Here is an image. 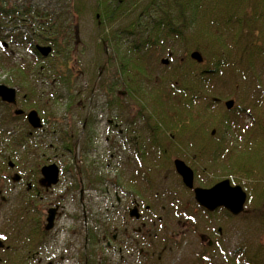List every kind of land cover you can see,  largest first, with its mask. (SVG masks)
Segmentation results:
<instances>
[{"label": "rangeland", "instance_id": "rangeland-1", "mask_svg": "<svg viewBox=\"0 0 264 264\" xmlns=\"http://www.w3.org/2000/svg\"><path fill=\"white\" fill-rule=\"evenodd\" d=\"M8 1V6L24 5L54 15L61 8L57 0ZM81 2H85L87 7L82 17H78L80 45L72 52L71 67L68 69L61 66L65 76L57 79L43 76L32 78V81L25 85L33 88L34 94L26 86L24 87L26 89L21 91L20 80L11 78L12 66L21 64L35 67L34 58L30 53L31 45L24 43L26 41L12 43L11 39L14 36H19L18 38L31 36L35 24L30 21L32 19L35 22V15L20 16L15 22L14 15H10L1 23L7 29L0 28V61L2 60L0 64L8 65L9 70H5L3 66L0 68V84L16 88L18 101L16 105H11L8 115V108L0 99V236L7 238L9 236L11 246L16 244L12 242L17 241L16 236L20 237V241L17 242L21 244V255H24L25 260L29 259V264H34L31 257L35 259L37 254L46 259L44 264H245L238 261L232 251L242 241H247L248 237L256 242L258 240L264 242V232L260 235L255 230L256 227H253L255 220L251 217L259 213L256 210L247 212V199L243 212L234 216L236 218L232 219L233 221L229 220L226 226L221 218L226 215L225 212L211 216L206 210H199L197 214H192L196 202L192 200L190 190L180 183L181 177L174 174V170L169 169L166 163L162 168L152 166L153 163L164 160L168 151L171 152L175 145L165 143V148L158 151L151 145L150 138L149 141L142 138L136 142L148 152L147 158L142 156L141 160L137 153L135 154L133 139L145 132L142 130L145 122L137 114L139 106L143 105H139L134 98L128 96L120 80L121 77L125 80L120 72L123 65L121 58L127 55L113 54L108 46L104 54L94 14L96 2L95 0ZM140 2L142 6L138 7ZM145 2L149 3V0L125 1V5L131 6L129 19L135 23L136 29L142 32L140 38L143 40L151 37L149 30L152 31L153 28H150V25L156 26L159 19L171 15L174 11L172 2L159 0L158 4L172 6L169 12L164 11L163 15L159 11L150 13L149 19L135 22L141 11L147 13L148 8L143 6ZM126 21L118 19L112 26L106 28V32L118 28ZM143 24H147L149 29L142 30L140 25ZM186 32L190 33V30L186 28ZM160 37L157 49L149 48L145 44L144 51L139 53L147 54L148 57L145 59L148 61L147 64L143 65L146 75L152 74L157 78L156 82L167 89L168 86L174 85L175 77L167 76L169 80L163 78L170 74L178 76V64L188 62V55L193 60L191 58L193 52H188L190 50L176 34L169 36L160 34ZM170 38L172 40H169ZM175 38L178 41H175ZM126 40L124 51H128L130 45L132 47V39ZM166 44L169 47L173 46L172 50L166 47ZM38 45L49 46L39 43ZM106 56L110 63L107 68H103L100 63L105 62ZM164 60L167 63H163ZM181 70L186 72V66H181ZM71 74L69 88L75 96L72 103L66 98L68 89L64 82ZM256 75L257 82L264 78L261 71ZM115 80L119 81L116 93L111 94L107 88L104 89L103 83L113 84ZM244 80L249 81L246 68H236L233 71L226 68L207 88V91H211L210 99L216 106L217 115L214 121L226 120V113L229 112L227 120L238 117V124L232 129L231 135H228L229 142L219 145L225 157L229 156L226 160L217 162L222 170L217 168L201 170V167L197 166L191 168L186 161L195 172L196 186L214 184L229 178L223 171L230 163L231 155L235 162L238 159L236 150L240 153L248 150L249 156L264 152V138L257 137V133L264 132V95H261L262 90L256 85L253 86L255 95L239 94L238 87ZM234 83L237 86L231 91L229 85ZM148 84L149 82L145 83L147 90ZM112 95L121 97L122 106L111 107L107 104ZM22 98H25V101H22ZM259 98L263 100L262 105L253 106L252 100ZM21 101L24 105L35 103L36 107L30 106L32 104L22 107ZM227 101H234L233 109H227ZM17 109L24 110L26 114L31 110L38 111L43 128L32 130L25 115L17 119L14 113ZM45 117L49 122H46ZM129 120L136 124L127 126ZM257 120L260 122L257 123ZM132 127L138 130V133L131 132ZM216 133V129L210 130L212 136ZM67 137L71 139L72 151L64 147L63 139ZM15 138H18L20 144L18 142L14 144ZM180 159L185 161L184 158ZM53 163L61 170L60 182L46 190L38 182L42 177L41 169ZM37 165V168H40L38 177L35 176ZM260 165H264V155L256 165L248 166L247 169L258 171L249 175V182L264 178V169L259 167ZM144 168L149 169L148 180L142 174ZM203 171L209 174L202 176ZM16 175L20 177V181H14ZM237 183L248 194L247 191L252 184L245 185L248 183L246 180ZM33 185L43 188L41 193L38 192L40 197L30 194L29 187H34ZM116 194L123 199L122 205L118 204ZM126 195L128 199L135 198L142 204L140 205L142 214L147 213L146 205H149L152 211L147 214L149 222L142 235L131 230V227L134 230L138 228L140 224L135 222L140 220L132 218L134 221L132 225L129 215L122 208L126 206L124 200ZM55 207H59V211L54 228L49 231L43 230L42 227L47 224L48 211ZM18 215L19 217L14 220ZM18 222L40 225L42 233L32 247L27 244L28 233L21 230L24 227H16L19 226ZM118 233L123 240L122 244L114 243L112 239V236ZM164 237H171L172 241L169 242L167 240L169 238L164 240ZM0 240L5 245L0 251L1 257L8 247H6L8 240L5 241L1 237Z\"/></svg>", "mask_w": 264, "mask_h": 264}, {"label": "trees", "instance_id": "trees-1", "mask_svg": "<svg viewBox=\"0 0 264 264\" xmlns=\"http://www.w3.org/2000/svg\"><path fill=\"white\" fill-rule=\"evenodd\" d=\"M81 1L83 0H57L61 8L58 11L59 13L57 12L54 15L37 8L33 10L32 7L24 5L15 4L8 6V0H0V16L6 17L0 18L1 29H7L1 23L8 19L10 15H14V22L19 20L20 16L24 17L27 15L29 17L35 15V22L32 19L30 21L35 24L34 29H32V35L23 38L14 36L11 39L12 43H23V41H26L24 43H29L31 45L30 53L34 58L33 63L36 64L35 67L32 65L22 66L21 64L11 67V78L20 80L19 88H21V91L26 89L24 88L25 84L31 82L32 78L43 76L48 79H57L65 76L61 66L68 69L69 66L71 67L72 52L77 49L76 46L80 45L77 29L78 17H82L87 7L86 3ZM125 1L127 0H95L94 14L98 24V36L103 45L101 49L106 54L107 49L105 48L108 46L113 54L127 55V57L121 58L123 65L120 68V72L124 75L125 80L123 77L120 80L124 84L123 87H125L128 96L134 98L139 105H143V107L139 106L137 114L144 119L145 126L142 127V130L145 132L142 136L136 135V139H133L135 141L133 146L136 148L135 154L137 153L141 160L142 156L147 158L148 152L137 142L142 138H146L149 141L150 138L151 145L158 151L165 148V143L171 146L175 145L171 152L168 151L164 160L155 162L153 165L149 163L154 168H162L166 163L169 169L174 170L175 174L173 160L176 157H180L184 158L185 162L187 161L191 165V168L197 166L198 168L201 167V170L221 169L217 162L226 160L228 157H225L223 149L219 145L229 142L228 135H231L232 129L237 127L238 117L227 120L230 115L227 112L226 120L214 121L217 115L216 106L211 101L212 93L207 91V88L212 80L224 73L226 68L232 71L236 68H246L249 81L244 80L241 82L238 87L239 94L246 96H249V93L254 94L253 86L256 85L262 90L261 95H264V78L260 82L255 80L257 72L261 71L264 74V0H169L174 6L173 13L159 19L156 26L150 25V28L153 29L152 31L151 29L149 30L151 37L147 40L140 38L142 32L138 31L134 25L135 23L129 19L131 6L125 5ZM158 1L149 0V3L145 2L143 6L148 8V14L145 11H141L137 15L135 22L149 19L150 13L159 11L163 15L164 11L169 12L170 8H172L171 5L165 7L162 3L158 4ZM139 6H142L141 2L138 4ZM120 18L122 21H127L118 26V28L106 32V28L112 26ZM150 22L151 20H149ZM140 28L146 31L149 26L143 24L140 25ZM186 28L190 30V33L186 32ZM160 34L164 36L178 35L183 44L190 50L188 52L197 51L203 57V62L198 63L191 60L188 55V62L178 64V76L170 74L163 78L164 80H169L167 76L173 75L175 77L176 82L171 87L168 86L167 89L156 82L155 79L157 78L155 76L150 73L149 76L146 75L143 65L147 64L148 61L145 59L148 57L147 54L139 53V51H144L145 44L147 47L155 49L156 45H158V39L161 38ZM129 38L132 39V47L130 45L129 50L124 51L126 49L124 45H127L126 39ZM172 38L169 40H172ZM175 41H178V39L175 38ZM38 43L52 47V53L49 57H43L36 50ZM166 47L171 48V50L173 48V46L169 47L168 44H166ZM109 60L106 56L105 62L103 64L100 63V66L107 68L110 63ZM2 66L5 70H9L8 65L0 64V68ZM181 66H186L187 71L181 70ZM70 78H72V74L70 77H66L64 82L68 89L66 98L72 103L75 100V96L69 88ZM12 80L10 83L13 82ZM118 82L117 80L113 84L104 82L103 87L104 89L107 88L111 94H115ZM146 82H149L148 90L145 86ZM229 86L230 90L234 91L237 85L234 83ZM28 88L31 89L32 94L35 93L33 88ZM246 102L244 101V103ZM262 103V98L252 100V105L255 107L259 104L261 106ZM107 104L111 107H114V105L122 106L123 100L121 97L112 95ZM3 105L8 108L9 115L12 106L9 104ZM28 105L36 107L35 103L21 104L22 107ZM148 106H150L149 109L147 108ZM20 118L23 117L17 116V119ZM47 119L46 122L48 121ZM129 121L127 123L129 127L136 124L133 120ZM212 129L217 130L215 136L210 134ZM132 131L138 133V130L133 127ZM257 137L264 138V132L257 133ZM15 139L14 144L17 142L20 144L18 138ZM63 140L65 141V149L72 151L71 139L67 137ZM236 152L238 159L244 160L243 166L244 168L246 167L250 174L251 170L247 169L248 166L256 165L264 155L263 152L259 155L249 156L248 150L242 153L237 150ZM37 167L38 165L35 169L36 177H38L40 171V168ZM259 167L264 169V165ZM148 170V168L142 170V174L145 175L147 180L149 179ZM248 178L249 175H247L248 183L245 185L252 184V186L247 191V207L259 213V215H252L251 217L255 220L253 227L255 226V230L261 235L264 232V178H257L251 182H249ZM179 181L180 183L182 182L181 179ZM204 182H206V179H204ZM210 185L213 184L207 186ZM39 191L41 192V189L34 186L30 194L40 197L38 195ZM215 214L211 213L210 215ZM19 215L15 216L14 220ZM221 218L225 221L226 226L229 220L236 217L226 213ZM18 225L16 227H24L21 230H25L28 233L27 244L32 247L36 242V238L42 233L41 228L34 227H40V225L37 223L27 224L25 222H18ZM0 237L4 238L5 241L8 240V248L3 251L0 257L1 264H29V259L25 260L24 255H21V244L17 242L20 241V237L16 236L17 241H12L16 244L12 246L10 245L9 236L8 238L3 235ZM167 238L164 237V240L172 241L171 237ZM246 239L248 240L242 241L232 251L234 257H237L238 261H243L245 264H264V242L259 240L256 242L249 237Z\"/></svg>", "mask_w": 264, "mask_h": 264}, {"label": "water", "instance_id": "water-1", "mask_svg": "<svg viewBox=\"0 0 264 264\" xmlns=\"http://www.w3.org/2000/svg\"><path fill=\"white\" fill-rule=\"evenodd\" d=\"M36 50L43 56L48 57L52 48L50 46H36ZM191 58L198 63L203 62V57L199 52H193ZM163 63H167L166 60ZM0 99L2 102L16 105L17 104V90L16 88L0 84ZM218 101L217 99H214ZM226 107L231 110L234 107V101H227ZM25 112L22 109H17L15 115H23ZM27 121L33 129H41L43 127L42 120L36 110H31L27 113ZM214 134V133H213ZM12 166V164H10ZM174 166L177 174L182 178L184 185L192 189L194 187V172L182 160L175 159ZM41 178L39 185L45 189L56 186L60 181V168L57 164L45 165L41 169ZM14 181H20L19 176H15ZM195 200L208 211H215L217 208L223 207L227 209L233 216H238L243 212L244 205L247 200V194L241 186H231L229 180H224L211 188H195ZM58 207L51 208L47 215V224L45 230L49 231L54 228L55 219L57 216ZM130 217L140 219L138 205H135L130 211ZM4 248V243L0 240V251Z\"/></svg>", "mask_w": 264, "mask_h": 264}, {"label": "flooded vegetation", "instance_id": "flooded-vegetation-1", "mask_svg": "<svg viewBox=\"0 0 264 264\" xmlns=\"http://www.w3.org/2000/svg\"><path fill=\"white\" fill-rule=\"evenodd\" d=\"M260 122V120H257V123H259ZM114 128H115V126H114ZM254 156V155H253ZM229 157V156H228ZM175 160V159H174ZM174 160H173V164H174ZM180 160H182V159H180ZM182 161H184V160H182ZM185 162V161H184ZM186 163V162H185ZM187 164V163H186ZM243 164H244V160L243 159H237L236 160V162L234 161V157H233V155H231L230 156V163L227 165V167L224 169V173L226 174V175H228V177L229 178H224V179H222V180H219V181H217V182H215L213 185H210V186H207V185H203V186H196L195 185V180H196V175H195V172H194V187L192 188V189H189L188 188V190H190V194L192 195V200L193 201H195L196 202V205L194 206V209H193V212H192V214H197V212L199 211V210H206L207 212H209V214H211V213H224L225 212V214L227 213V214H231V212H229L227 209H225V208H223V207H220V208H217L215 211H213V212H211V211H208L206 208H204L203 206H201L196 200H195V193H194V190H195V188H205V189H208V188H211V187H213L214 185H216L217 183H219V182H221V181H224V180H229L230 181V184H231V186H241V185H239L237 182H242V181H244V180H246V182H247V175H252L253 173H257L258 171L257 170H253V171H251V174L246 170V167L244 168V166H243ZM175 167V166H174ZM176 172V171H175ZM202 176H207L209 173L208 172H205V171H203L202 173ZM179 177V176H178ZM180 178V177H179ZM248 180H250V178H248ZM181 181H182V178H181ZM182 184L184 185V183H183V181H182ZM39 189H41V187L38 185L37 186ZM184 187L185 188H187L185 185H184ZM242 187V186H241ZM33 187H29V189H32ZM43 189V188H42ZM41 189V190H42ZM45 190V189H44ZM47 190V189H46ZM244 190V189H243ZM245 191V190H244ZM246 192V191H245ZM41 193V192H40ZM247 194V193H246ZM125 199V201H126V206H122V208L126 211V213L129 215V219L131 220L132 218L130 217V211H131V209L133 208V206H135V205H138V208H139V212H140V214H141V217H140V219H138V220H140L139 222H135V223H137V224H140L139 226H137L138 228L136 229V230H134V228L133 227H131V230H133L134 232H136L138 235H142L143 234V231H144V229L147 227V222H149V216L147 215V214H149V212H152L150 209H149V205H146L145 206V210H146V212L147 213H145V214H142L141 213V211H140V205H142L141 203H139L138 202V200H136L135 198H133V199H128V195H126L125 197H124ZM116 199H117V202H118V204L119 205H122V200L123 199H121L120 197H119V194H116ZM247 199H248V194H247ZM128 202V203H127ZM246 202H247V200H246ZM246 202H245V205H246ZM244 205V206H245ZM120 208H121V206H120ZM247 208V212H254V211H252L251 209H249L248 207H246ZM58 211H59V208H58ZM58 211H57V214H58ZM232 215V214H231ZM137 220V221H138ZM132 221V225L134 224V221L133 220H131ZM38 228H41V227H38ZM42 229L43 230H45V227H42ZM44 233H46V232H44ZM40 235H41V233H40ZM145 236V235H144ZM112 239H113V241H114V243H120V244H122L123 242V240H121V238H120V236H119V233H118V235H114V236H112ZM111 245V244H110ZM5 246V245H4ZM6 247H7V245H6ZM8 248V247H7ZM4 249V248H3ZM33 260H34V264H44V262L46 261V259L44 258V257H42L41 255H36L35 256V259L33 258V257H31ZM49 264H52V263H49Z\"/></svg>", "mask_w": 264, "mask_h": 264}, {"label": "bare ground", "instance_id": "bare-ground-1", "mask_svg": "<svg viewBox=\"0 0 264 264\" xmlns=\"http://www.w3.org/2000/svg\"><path fill=\"white\" fill-rule=\"evenodd\" d=\"M49 56H50V55H49ZM49 56H48V57H49ZM46 58H47V57H46ZM22 101H25V98H22ZM1 102H2V101H1ZM2 103L5 104L4 102H2Z\"/></svg>", "mask_w": 264, "mask_h": 264}]
</instances>
